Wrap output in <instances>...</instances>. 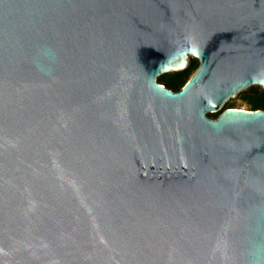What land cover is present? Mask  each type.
Listing matches in <instances>:
<instances>
[{
  "label": "water",
  "instance_id": "obj_1",
  "mask_svg": "<svg viewBox=\"0 0 264 264\" xmlns=\"http://www.w3.org/2000/svg\"><path fill=\"white\" fill-rule=\"evenodd\" d=\"M246 85L264 0H0V264H264Z\"/></svg>",
  "mask_w": 264,
  "mask_h": 264
},
{
  "label": "trees",
  "instance_id": "obj_2",
  "mask_svg": "<svg viewBox=\"0 0 264 264\" xmlns=\"http://www.w3.org/2000/svg\"><path fill=\"white\" fill-rule=\"evenodd\" d=\"M197 66L198 61L196 59H191L185 69L165 73L160 77V79H158V81L165 87L173 91H177L183 86ZM241 100L249 106L247 110L264 109V90L259 86L251 87L247 92L241 94ZM227 107H233V105H229ZM221 111L222 110L211 113L208 117L216 118Z\"/></svg>",
  "mask_w": 264,
  "mask_h": 264
},
{
  "label": "rangeland",
  "instance_id": "obj_3",
  "mask_svg": "<svg viewBox=\"0 0 264 264\" xmlns=\"http://www.w3.org/2000/svg\"><path fill=\"white\" fill-rule=\"evenodd\" d=\"M191 59H194V58L191 57V56H189V57H188V60H187V65H188V63L190 62ZM167 73H168V72H167ZM164 74H165V73H164ZM164 74L160 75V76L158 77V79H160V77L163 76ZM254 86H258V85H251V86H249L248 88H246V89H244V90H242V91H239V92L236 93L233 97L228 98V99L224 102V104H223V106H222V109H223V108H226V107L229 106V105H233V107H235V108L248 109L249 106H248L244 101L241 100V94L244 93V92H247L251 87H254ZM259 87H260V86H259ZM260 88H261V87H260ZM222 109H221V110H222ZM213 113H214V112H213ZM209 114H211V113H208L207 116H208Z\"/></svg>",
  "mask_w": 264,
  "mask_h": 264
},
{
  "label": "bare ground",
  "instance_id": "obj_4",
  "mask_svg": "<svg viewBox=\"0 0 264 264\" xmlns=\"http://www.w3.org/2000/svg\"><path fill=\"white\" fill-rule=\"evenodd\" d=\"M248 87H249V85H246L244 88H239V89L237 90V93H238L239 91H242V90L248 88Z\"/></svg>",
  "mask_w": 264,
  "mask_h": 264
}]
</instances>
